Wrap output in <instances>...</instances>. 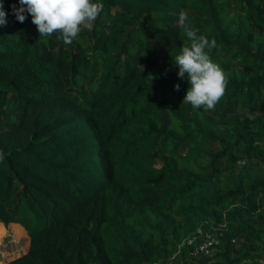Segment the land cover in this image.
Returning <instances> with one entry per match:
<instances>
[{
  "label": "trees",
  "instance_id": "1",
  "mask_svg": "<svg viewBox=\"0 0 264 264\" xmlns=\"http://www.w3.org/2000/svg\"><path fill=\"white\" fill-rule=\"evenodd\" d=\"M101 2L66 45L0 0V223L28 235L1 264H264V0ZM181 10L216 41L214 110L182 103Z\"/></svg>",
  "mask_w": 264,
  "mask_h": 264
},
{
  "label": "clouds",
  "instance_id": "2",
  "mask_svg": "<svg viewBox=\"0 0 264 264\" xmlns=\"http://www.w3.org/2000/svg\"><path fill=\"white\" fill-rule=\"evenodd\" d=\"M19 5L18 8L12 6L17 21L23 23L27 18L26 12L39 36L56 35L66 45H70L83 30L92 31L104 7L101 0H19ZM2 9L0 4V26L6 24V13ZM177 23L189 41L172 57L173 64L178 67L177 76L186 78L189 85L182 103L190 104L193 109L214 110L228 83L227 76L210 56L216 41L198 35V30L190 27L187 13L183 10ZM152 79L150 75V81ZM174 87L178 91L180 85Z\"/></svg>",
  "mask_w": 264,
  "mask_h": 264
},
{
  "label": "rangeland",
  "instance_id": "3",
  "mask_svg": "<svg viewBox=\"0 0 264 264\" xmlns=\"http://www.w3.org/2000/svg\"><path fill=\"white\" fill-rule=\"evenodd\" d=\"M27 245L28 235L20 225L0 223V264L25 251Z\"/></svg>",
  "mask_w": 264,
  "mask_h": 264
},
{
  "label": "built area",
  "instance_id": "4",
  "mask_svg": "<svg viewBox=\"0 0 264 264\" xmlns=\"http://www.w3.org/2000/svg\"><path fill=\"white\" fill-rule=\"evenodd\" d=\"M215 242H216V239L213 238V236L210 233L204 232L202 239L200 240V242L196 246V250H198L202 253H208L210 250V245L215 243Z\"/></svg>",
  "mask_w": 264,
  "mask_h": 264
}]
</instances>
